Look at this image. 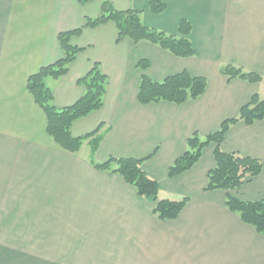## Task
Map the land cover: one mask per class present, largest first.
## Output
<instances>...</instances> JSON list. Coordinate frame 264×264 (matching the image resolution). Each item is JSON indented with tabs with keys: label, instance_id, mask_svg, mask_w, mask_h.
Listing matches in <instances>:
<instances>
[{
	"label": "crops",
	"instance_id": "0c3cea01",
	"mask_svg": "<svg viewBox=\"0 0 264 264\" xmlns=\"http://www.w3.org/2000/svg\"><path fill=\"white\" fill-rule=\"evenodd\" d=\"M103 1L0 0V229L10 219L15 234L31 220L40 222L28 223L32 229L42 228L31 234L77 236L66 257L0 258V264H264V236L226 205L229 194L263 200L264 171L233 192H207L215 167L210 145L192 170L168 174L193 134L217 132L253 96L264 99V0H107L117 11L141 12L146 27L167 35L177 36L179 22H189L195 56L187 59L148 42L119 44L112 23L85 28ZM152 2L166 10L152 13ZM74 30H82L72 38L82 52L66 76L47 81L55 107L81 99L78 81L94 64L108 77L103 108L71 128L74 138L97 132L76 154L49 137L47 117L28 91L29 78L63 56L59 34ZM143 60L146 71L139 68ZM227 65L263 81H229L220 73ZM183 71L207 79L203 96L180 106L139 103L143 75L162 82ZM221 149L264 160V121L231 126ZM110 158H148L142 168L159 183V198L188 199L180 216L160 221L154 204L120 175L94 168ZM65 243L63 237L58 244Z\"/></svg>",
	"mask_w": 264,
	"mask_h": 264
},
{
	"label": "trees",
	"instance_id": "16d2710c",
	"mask_svg": "<svg viewBox=\"0 0 264 264\" xmlns=\"http://www.w3.org/2000/svg\"><path fill=\"white\" fill-rule=\"evenodd\" d=\"M79 1L81 4H87L92 0ZM150 10L158 15L166 10V6L161 2H152ZM108 23L114 24L117 28V43L119 44L125 40H130L135 44L148 42L161 47L177 58L187 59L195 56V49L190 41L192 26L186 20L179 22L177 36L167 35L146 27L142 23L141 12L135 10L117 11L111 2L106 0L102 3L100 16L96 19H88L85 28H97ZM81 31L60 33L58 41L63 56L55 63L41 68L38 73L29 78L28 83L31 97L47 117V134L59 146L73 154L81 150L85 140L97 133L74 138L71 128L76 121L103 108L108 77L103 74L99 64H94L91 70L78 81V84L85 90L84 95L74 105L63 109L55 107L53 91L47 85V81H56L68 74L70 66L82 52V49L72 43V38ZM149 67L150 64L146 60L139 63V68L143 71ZM220 73L229 81L239 79L251 84H259L263 81L260 75L245 72L233 65L222 67ZM207 87L206 78L192 76L187 71L170 76L162 82L154 81L147 75H143L138 91V101L141 105L166 102L180 106L203 96ZM261 121H264V99L255 95L248 104L242 107L238 118L226 120L217 132L204 138L195 133L188 138L187 150L170 167L169 177L173 179L192 170L201 160L203 151L208 146L215 145V167L209 172L205 191L222 190L230 193L241 188L245 183L251 182L264 171V160L244 157L237 153H226L222 151L221 145L231 126L239 122L252 126ZM96 148L95 146L93 151ZM147 159L110 158L104 163L94 164V168L97 171L120 175L141 198L154 204L153 213L160 221L176 220L186 207L188 199H160L159 183L150 178L142 168ZM226 205L231 212L239 215L243 223L253 227L264 236V199L244 202L229 194Z\"/></svg>",
	"mask_w": 264,
	"mask_h": 264
},
{
	"label": "rangeland",
	"instance_id": "374dc122",
	"mask_svg": "<svg viewBox=\"0 0 264 264\" xmlns=\"http://www.w3.org/2000/svg\"><path fill=\"white\" fill-rule=\"evenodd\" d=\"M25 206H27V204L23 203V212ZM26 222V227L24 225L20 228L16 227L17 233L15 234L12 232L14 229L10 219L6 221V227L4 229H0L3 230L2 233L0 232V258H63L69 253V250L67 249L72 244L71 240H75V238H77V236L31 234V230L36 231L41 230L42 228L32 229L31 225H28V223L37 222L39 224L40 222L31 220ZM63 237L64 242L66 243L62 245L58 244L62 243ZM80 241H85V236L81 238Z\"/></svg>",
	"mask_w": 264,
	"mask_h": 264
}]
</instances>
